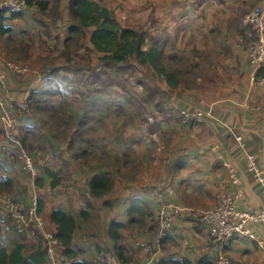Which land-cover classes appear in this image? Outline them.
I'll list each match as a JSON object with an SVG mask.
<instances>
[{
    "label": "crops",
    "instance_id": "obj_1",
    "mask_svg": "<svg viewBox=\"0 0 264 264\" xmlns=\"http://www.w3.org/2000/svg\"><path fill=\"white\" fill-rule=\"evenodd\" d=\"M45 1L43 9L31 5L22 16L7 19L10 31L0 34V39L27 42L25 50L11 57L0 51V95L14 102L34 101L28 116L11 113L17 119L12 127L0 121V176L11 180L6 193L19 200L36 193L46 228L53 232L51 211L61 208L71 214L76 221L72 245L80 250L76 258L91 264L98 248L114 249L108 233L112 220L124 223L119 245L126 262L199 264L202 257L213 262L218 246L198 215L216 204L221 190L232 189L224 161L238 169L242 206L255 210L264 206L262 189L247 173L234 139L241 135L264 164V82L253 77L240 23L257 0L171 4L160 0L153 7L142 3L137 11L131 9L122 23L147 32L144 49L155 44L163 59L178 65L186 60V70L167 69L164 63L168 72L191 75L186 81L176 78L175 87L136 55L118 63L102 60L103 53L91 42L93 26L70 34L69 27L76 22L70 16L69 0ZM94 1L115 10L110 0ZM52 8L59 10L56 18L41 15ZM33 11L40 15L29 16ZM116 19L119 22L117 14ZM160 33L168 36L163 42L157 39ZM42 38L49 44L44 45ZM39 40L40 46H34ZM7 61L25 64L28 71L7 68ZM259 74L264 75V69ZM59 94L62 102L56 100ZM115 104L125 112H115ZM99 105L109 114L99 115ZM61 107L75 111V125L68 132L60 124L61 113L55 118L51 114ZM179 108L200 110L203 118L183 123L176 113ZM60 133L63 141L58 139ZM13 139H20L32 154L38 168L35 179L6 160L3 152L15 146ZM213 145L221 151V160L208 151ZM46 171L55 175V186ZM95 174L112 181L110 190L99 197L89 191ZM164 205L173 208L174 220L170 234L159 239L155 227ZM83 209L90 212L89 218L80 216ZM250 228L264 241V224ZM135 237L149 241L152 251L135 247ZM38 239L0 231V243L11 247L20 241L25 254ZM224 252L232 264H264V245L256 240H238Z\"/></svg>",
    "mask_w": 264,
    "mask_h": 264
},
{
    "label": "built area",
    "instance_id": "obj_2",
    "mask_svg": "<svg viewBox=\"0 0 264 264\" xmlns=\"http://www.w3.org/2000/svg\"><path fill=\"white\" fill-rule=\"evenodd\" d=\"M26 8L25 0H0V11H23ZM246 44L248 63L252 68L253 77L258 82H264V75L259 74L264 69V0H257L256 5L250 9L241 20ZM16 72H24L27 66L5 63ZM8 101L0 95V106ZM21 110L29 112L30 100L16 102ZM12 107L15 103L10 102ZM181 121L188 123L198 122L203 118L200 110L190 108L180 109ZM7 126H11L12 119L7 112L0 116ZM236 147L242 152L246 171L252 180L262 189L264 199V164L260 158L248 149L247 142L241 135L234 137ZM218 159L221 151L217 146L209 147ZM6 160L16 166L22 173L28 174L31 179L38 176V168L32 154L16 140V145L4 149ZM227 168L232 189L221 190L217 194L215 206L200 213L199 219L207 227L208 235L218 246V251L213 257V264H232L224 248L230 243L241 239L256 240L260 247L264 241L257 239L251 230V224H264V206L260 209H250L242 206L243 197L242 181L238 169L229 162H223ZM38 195L30 193L27 200H19L10 193H0V231H13L17 235L40 236L45 249L47 264H69L70 259L62 253V245L55 233L46 228L45 221L38 211ZM174 210L170 205H164L158 213L155 227L159 239L167 237L173 225ZM134 246L145 251H152V244L142 237L134 238ZM94 264H139L135 261L126 262L120 259L113 249L98 248L93 260Z\"/></svg>",
    "mask_w": 264,
    "mask_h": 264
},
{
    "label": "trees",
    "instance_id": "obj_3",
    "mask_svg": "<svg viewBox=\"0 0 264 264\" xmlns=\"http://www.w3.org/2000/svg\"><path fill=\"white\" fill-rule=\"evenodd\" d=\"M26 7L37 5L43 9L47 2L45 0H25ZM19 11H0V34L10 31V27L5 25L7 19L19 16ZM70 16L75 20L76 24L69 27L70 34L77 33L80 27L86 28L93 26L91 34V42L93 47L103 53L101 57L105 61L123 62L127 57L136 55L141 64H150L160 75L164 76L170 87H175L177 80L175 75L168 72L162 65V52L153 44L149 49H144L145 35L134 28L121 26L113 11L108 7L94 0H70ZM32 104H30V108ZM53 177L51 186L57 184V179L51 171H46ZM5 183L7 188L11 186V180L0 176V184ZM112 181L109 176L104 174H95L89 182V191L92 196L99 197L110 190ZM107 204V203H104ZM134 208L132 204L129 212ZM41 205L38 201V211ZM80 216L83 219L89 218V212L86 209L81 210ZM50 220L56 225L55 236L61 242L63 247L62 253L66 255L69 264H91L86 259H77L78 252L72 245V235L76 228L74 217L61 208L53 209L50 213ZM124 226L122 221L112 220L109 224L108 233L114 242V251L116 255L125 261L122 246L119 245L120 229ZM37 245L29 254L24 253L25 245L20 241L14 243L11 247L0 243V264H47L45 249L42 239L38 236ZM204 257L199 264H213V262H205ZM174 264H180L174 261ZM182 264H185L182 262Z\"/></svg>",
    "mask_w": 264,
    "mask_h": 264
},
{
    "label": "rangeland",
    "instance_id": "obj_4",
    "mask_svg": "<svg viewBox=\"0 0 264 264\" xmlns=\"http://www.w3.org/2000/svg\"><path fill=\"white\" fill-rule=\"evenodd\" d=\"M111 2H114V6H115V10H113V9H111L112 11H113V15L115 16V18H116V14L117 15H119V24L121 25V26H125L123 23H122V20H124V19H126L127 18V16H128V14H129V12L130 11H132L131 9H134L135 11H137L138 10V8H139V4H142V3H146L147 5H151L152 7L156 4V2H158V1H160V0H110ZM179 0H173V1H171L170 2V0H167V1H164V4H171V3H176V2H178ZM196 1H200V0H196ZM203 2V1H202ZM69 3H70V0H69ZM256 3H257V1H256ZM102 4V3H101ZM103 5V4H102ZM254 7V6H253ZM252 7V8H253ZM251 8V9H252ZM26 9V8H25ZM24 9V10H25ZM149 9H151V8H149ZM249 11V10H248ZM247 11V12H248ZM21 14V16H22V11H19ZM34 13H32V15H31V13L29 14V16H32V17H34L35 16V14L38 16V15H40V13H38L37 11H33ZM247 12H245L243 15H242V17L247 13ZM59 10H56V9H54V8H52V9H50V10H46L45 12H44V14H41L42 16H46L47 18H51V17H54V18H56L59 14ZM168 13V11H164V15L165 14H167ZM138 15L136 14L135 15V17L136 18H138L137 17ZM242 17H241V20H242ZM154 20H153V18L150 20V22L152 23ZM240 23H241V21H240ZM241 25H242V23H241ZM242 27V26H241ZM134 29H136L137 31H139L140 33H143V34H145V33H147L146 31H140L138 28H134ZM39 31V30H38ZM37 34H39V33H37ZM244 34V33H243ZM176 35V34H175ZM168 37V36H167ZM167 37H165L164 35H163V33H160V35L157 37V39L160 41V42H163V41H165L166 39L165 38H167ZM43 39V38H42ZM43 40H45V42H43V44L44 45H46V43H48L49 44V42H48V40H46V39H43ZM40 40L37 42V43H35L34 44V46H37V47H39L40 46ZM17 43L19 44V45H17ZM25 45H26V47H27V42H26V44H22V43H20V42H14L11 38H9V37H7V38H5V39H0V51H3L4 53H6V55L7 56H9V57H11L13 54H15L17 51H19V50H25L26 48H25ZM245 48H246V45H245ZM7 62H10V63H12V64H14V65H21V64H18V63H16V62H13V61H7ZM6 62V63H7ZM177 62L178 61H171L170 59H163V57H162V65L164 66V63H165V65H166V68L167 69H173L174 71L175 70H179V69H184V70H186V60L185 59H183L182 61H180V63H179V65L177 64ZM249 64V63H248ZM5 66L7 67V68H9L8 67V65H6L5 64ZM22 66H26L25 64H23ZM12 69H14V68H12ZM28 71V67H27V70L26 71H24V72H27ZM24 72H18V73H24ZM174 73V75H175V78H179V79H183L184 81H186V80H188L189 78H190V76L191 75H188L186 72H183V73H181V72H173ZM2 77H3V73H1L0 72V80L2 79ZM3 97V96H2ZM57 97H58V99H56V100H59L60 102H62V100H64V99H62V96L59 94V95H57ZM5 98V97H4ZM6 99V98H5ZM8 101H6L5 103H4V105L3 106H0V116L4 113V111H5V114H6V112H7V115H8V117L9 118H11L12 119V123H11V126H7L5 123H3V121L0 119V121L5 125V127H7V128H10V127H12V125L16 122V120L14 119V117H12L11 116V113L12 112H17V113H19V115L18 116H28V114L30 113V112H27V111H24V110H21L20 108H19V106H18V104L16 103V102H14V101H12V100H9V99H7ZM30 100V99H29ZM10 102H12V103H15L17 106L16 107H12V106H10L9 104H10ZM30 104H34V101L33 100H30ZM64 104H67V102L66 101H64ZM31 105V106H32ZM69 108L67 107V108H65V110L63 109V107H61V108H59L58 110H56V112L55 113H51L52 114V117L53 118H55L54 116H55V114H59V113H61V117H62V119L63 120H60L61 122H60V124H62L63 126H64V130L66 131V132H68L70 129H72V127H74V125H75V111H71V110H68ZM114 109H115V112H118V113H123V112H125V110H124V108H122V107H120V105L119 104H115V106H114ZM180 109L181 108H179V109H177V111H176V113L180 116ZM29 111H31L30 109H29ZM98 114L99 115H101V116H105V115H108L109 113H108V111L106 110V107L103 105L102 107H101V105H99V107H98ZM54 115V116H53ZM56 119H58V118H56ZM180 121H181V117H180ZM182 122V121H181ZM191 122H194V121H191ZM184 123V122H183ZM59 133V132H58ZM58 139H59V141H63V139H64V136H63V134L62 133H60L59 135H58ZM244 139V138H243ZM16 140L17 141H19L18 139H13V141H14V143H13V145L15 144L16 145ZM245 140V139H244ZM246 141V140H245ZM20 142V144L23 146V147H25L23 144H22V142H21V140L19 141ZM248 145V144H247ZM214 146V145H213ZM235 146H236V144H235ZM211 147V146H210ZM12 148V147H11ZM26 148V147H25ZM27 149V148H26ZM236 149H238L237 147H236ZM28 150V149H27ZM239 150V149H238ZM29 151V150H28ZM208 151L210 152V150H209V148H208ZM240 151V150H239ZM30 152V151H29ZM4 153V152H3ZM212 153H214V152H212ZM215 154V153H214ZM34 159V158H33ZM218 159V158H217ZM222 159V156H221V158L220 159H218V160H221ZM223 164V163H222ZM224 165V164H223ZM225 167V166H224ZM227 169V168H226ZM20 171V170H19ZM23 174H25V175H27L28 176V174H26V173H23ZM29 177V176H28ZM30 178V177H29ZM10 189V187L9 188H7V185H5V183H2V184H0V191H3V192H7L8 190ZM29 196V195H28ZM27 200L28 199V197L26 198H23V199H21L22 201H24V200ZM215 206V205H214ZM89 208V210H90V207H88ZM212 208V207H211ZM93 209V207H91V210ZM145 211V209L142 207V206H140V211ZM143 211V212H144ZM89 212V211H88ZM143 212H141L140 214H143ZM138 213V212H137ZM140 214H138V217L140 216ZM89 215H90V212H89ZM200 215V214H199ZM199 215H198V218H199ZM156 233V232H155ZM133 243H134V241H133ZM115 252V251H114Z\"/></svg>",
    "mask_w": 264,
    "mask_h": 264
}]
</instances>
